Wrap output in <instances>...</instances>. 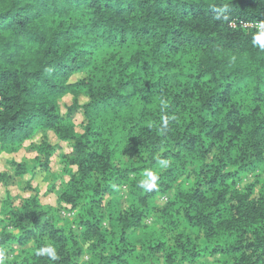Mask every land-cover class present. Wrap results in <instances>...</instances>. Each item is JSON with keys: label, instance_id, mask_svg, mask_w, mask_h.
Returning a JSON list of instances; mask_svg holds the SVG:
<instances>
[{"label": "trees", "instance_id": "trees-1", "mask_svg": "<svg viewBox=\"0 0 264 264\" xmlns=\"http://www.w3.org/2000/svg\"><path fill=\"white\" fill-rule=\"evenodd\" d=\"M252 22L264 23V0H0V150L53 129L72 142L66 167H77L66 169L62 200L77 209L68 224L36 197L16 207L7 196L0 250H31L6 264H264V115L232 103L211 117L251 78L261 90ZM68 94L82 132L61 112ZM39 149L47 168L53 145ZM146 169L159 177L151 192L139 187ZM115 182L129 188L118 218L104 202ZM169 191L160 228L143 223L149 198ZM139 228L150 231L140 247L127 242ZM47 244L58 261L36 254Z\"/></svg>", "mask_w": 264, "mask_h": 264}, {"label": "rangeland", "instance_id": "rangeland-1", "mask_svg": "<svg viewBox=\"0 0 264 264\" xmlns=\"http://www.w3.org/2000/svg\"><path fill=\"white\" fill-rule=\"evenodd\" d=\"M182 60L185 62L191 58L190 54H181ZM132 72L141 75V70L137 66L132 67ZM129 74L126 73L127 77ZM82 75L80 72L72 76V80H76ZM264 79V77H263ZM256 78H251L240 87H236L231 91V96L228 103L220 104L217 113L211 115L212 118L220 117L224 112L230 109L232 103L237 104L240 112L248 115L251 110L257 109L259 115H264V82L261 83V90L256 91ZM86 98H82L81 102H85ZM61 112L77 131H83L86 126V119L82 109H74L69 111L73 103L72 95L68 94L60 98ZM1 104V98H0ZM1 106V105H0ZM69 114V115H67ZM67 115V116H65ZM220 115V116H219ZM48 140L53 145V153L50 160L47 162V168H42L36 164V157L40 156L43 160V153L39 147L44 141ZM72 142L70 140L61 139L53 129H40L31 137H29L19 148L16 149H2L0 150V209L5 204L6 198L10 195L12 206H20L32 198H38L45 206H51L58 210L61 218L68 224L73 221L77 215V209L71 210V205L62 200L64 187L69 182V177L66 174L67 168H72L76 172L77 167H66V163L72 159ZM125 158L116 156L115 160L127 159L128 154H124ZM44 161V160H43ZM44 163V162H43ZM27 167L28 169L24 168ZM44 167V166H43ZM22 169L21 172H19ZM259 170H251L245 173L239 180L238 187L243 188L245 184L254 181ZM133 178L140 180L133 175ZM143 178H141L142 180ZM140 180V181H141ZM116 189L119 192L106 193L104 202L108 205L110 201L114 217L118 218L120 215H126L128 205V186L122 182H115ZM172 191L160 192L149 198V214L143 219L146 225L160 228L158 218L161 214V209L169 203ZM75 225V224H74ZM76 226V225H75ZM137 231V232H136ZM44 233V232H43ZM150 234L146 228H139V230H130L127 234V242L134 243L140 247L145 239L143 234ZM47 238L46 235L42 236ZM35 237L32 239L34 240ZM87 247V246H86ZM8 253L7 261L21 260L26 257V252L30 251L29 243L26 245L8 244L4 248ZM162 257V254L159 255ZM87 255L85 259H88ZM161 259V264H163Z\"/></svg>", "mask_w": 264, "mask_h": 264}, {"label": "clouds", "instance_id": "clouds-1", "mask_svg": "<svg viewBox=\"0 0 264 264\" xmlns=\"http://www.w3.org/2000/svg\"><path fill=\"white\" fill-rule=\"evenodd\" d=\"M261 29H264V24H261ZM253 43L255 45H259L261 49H264V31H261L257 35L253 37ZM168 120L167 118L163 119V126L167 127ZM158 164L161 168H167L169 166V161L165 159H160L157 157ZM144 178L139 182V187L145 191L151 192L153 189L157 187L158 175L152 169H146L143 173ZM36 254L38 256H46L49 260L55 262L59 260V255L57 253L56 248L47 244L45 246L40 247ZM8 259V253L6 250H0V264H6Z\"/></svg>", "mask_w": 264, "mask_h": 264}, {"label": "built area", "instance_id": "built-area-1", "mask_svg": "<svg viewBox=\"0 0 264 264\" xmlns=\"http://www.w3.org/2000/svg\"><path fill=\"white\" fill-rule=\"evenodd\" d=\"M261 24H264V23H255V22H252V23H244V25L246 27H249V28H254V29H257L258 31H264V29H261Z\"/></svg>", "mask_w": 264, "mask_h": 264}]
</instances>
